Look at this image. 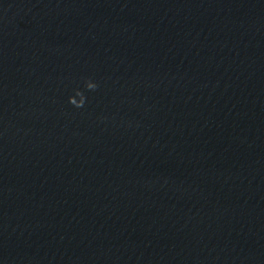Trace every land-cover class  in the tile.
<instances>
[{"label": "clouds", "instance_id": "1", "mask_svg": "<svg viewBox=\"0 0 264 264\" xmlns=\"http://www.w3.org/2000/svg\"><path fill=\"white\" fill-rule=\"evenodd\" d=\"M84 83L85 87L89 91H96L99 88V84L90 77L86 78ZM77 97H79V99H77ZM86 101L87 97L79 89L75 91V94L73 96L69 97V103L77 109L83 108L86 104Z\"/></svg>", "mask_w": 264, "mask_h": 264}]
</instances>
